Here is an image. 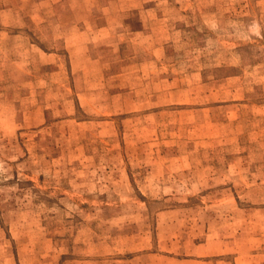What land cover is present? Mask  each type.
Masks as SVG:
<instances>
[{"label": "rangeland", "instance_id": "374dc122", "mask_svg": "<svg viewBox=\"0 0 264 264\" xmlns=\"http://www.w3.org/2000/svg\"><path fill=\"white\" fill-rule=\"evenodd\" d=\"M99 1L0 0V264H264V0Z\"/></svg>", "mask_w": 264, "mask_h": 264}, {"label": "crops", "instance_id": "0c3cea01", "mask_svg": "<svg viewBox=\"0 0 264 264\" xmlns=\"http://www.w3.org/2000/svg\"><path fill=\"white\" fill-rule=\"evenodd\" d=\"M56 1H58V0H51V2L50 3H56ZM86 1H88V4L87 5H90L89 6V8L90 7H94V6H97L98 4H99V0H93V2L91 1V0H83V2H86ZM112 4H111V2L109 1V3H107V2H103L102 3V6H104L103 8L104 9H106V10H103L104 12H108V8H110L109 6H111ZM99 6V5H98ZM91 13H92V10L90 11ZM89 12V13H90ZM80 11L79 10H74V16H75V19H73V21H77V22H87V21H89V19L88 18H84V17H80ZM87 15H88V12H87ZM105 16L106 15H103V14H100V17H104L105 18ZM103 18V19H104ZM106 21H111V19H106ZM112 21H116L115 19L114 20H112ZM123 21V20H122Z\"/></svg>", "mask_w": 264, "mask_h": 264}]
</instances>
